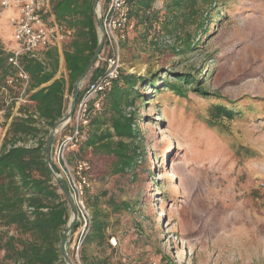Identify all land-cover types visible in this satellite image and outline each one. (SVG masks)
I'll use <instances>...</instances> for the list:
<instances>
[{"label":"rangeland","instance_id":"rangeland-1","mask_svg":"<svg viewBox=\"0 0 264 264\" xmlns=\"http://www.w3.org/2000/svg\"><path fill=\"white\" fill-rule=\"evenodd\" d=\"M226 5L209 22L207 34L195 25L174 31L163 22L160 32L146 36L134 25L122 43L123 71H159L172 81L175 73H192L207 90L226 99L251 98L264 115V0H230ZM155 8L166 13L164 0ZM9 19L4 13L0 23ZM161 33L173 35L176 46L160 45ZM188 33L195 43L190 51ZM64 44L58 49L61 56ZM66 73L62 67L60 75ZM187 87L186 97L166 91L158 104L136 102L141 129L136 170L100 179L96 171L101 163L94 164L87 193L93 216L95 200L102 211L109 209L110 199L129 209L111 217V248L103 252L93 246L91 252L100 257L112 252L113 264H121L123 257L138 264L151 259L159 264H264V118L246 112L244 119H224L232 134H220L204 120L213 100ZM144 90L149 94V87ZM68 96L70 104L73 95ZM225 137H234L257 157L240 162ZM82 154L94 160L90 151Z\"/></svg>","mask_w":264,"mask_h":264},{"label":"trees","instance_id":"trees-1","mask_svg":"<svg viewBox=\"0 0 264 264\" xmlns=\"http://www.w3.org/2000/svg\"><path fill=\"white\" fill-rule=\"evenodd\" d=\"M158 0H127L130 19L142 27L146 36L155 24H166L174 31L188 25L201 34H207L208 24L226 10L230 0H164L166 13L155 8ZM52 11L58 21L75 29V36L66 41L63 48L66 75L56 77L60 68L57 48L44 49L43 59L24 54L21 63L31 76L28 99L49 127L64 115L68 105L66 95L74 94L75 84L91 61L98 43L99 31L95 14V0H53ZM192 33H188L185 44L193 50ZM126 41V40H125ZM9 51L0 48V84L14 69L8 63ZM102 68L95 66L88 78L99 76ZM175 80H165L159 71L147 75L127 73L122 70L113 89L105 95L104 107L90 125L89 137L80 153L91 152L92 164L101 163L96 175L122 174L138 167L139 149L135 145L141 138V129L135 115L136 102L154 101L158 104L161 94L170 91L178 97H186L188 85L197 95L213 100L207 126L221 133L232 132L224 121L244 119L246 112L258 119V112L251 98L229 100L210 92L203 81L192 73H175ZM149 87V94L144 90ZM81 94V92H80ZM264 106V99H262ZM131 107L130 115L127 108ZM264 114V113H262ZM10 117L7 113L6 118ZM44 138L35 147L16 145L38 134ZM49 130L38 125L33 116L14 117L0 145V264H67L61 251L64 230L71 218V207L64 190L57 184L46 163L45 142ZM233 144L240 162L256 158L257 152L225 137ZM89 203V202H88ZM94 208L92 231L81 249L83 264H113L112 252L100 257L92 253L93 246L102 251L109 246L107 230L113 225L111 217L128 210L123 203L117 205L109 200V209L100 210L99 202H91ZM114 250V249H113ZM104 252V251H103ZM122 264V263H121Z\"/></svg>","mask_w":264,"mask_h":264},{"label":"built area","instance_id":"built-area-1","mask_svg":"<svg viewBox=\"0 0 264 264\" xmlns=\"http://www.w3.org/2000/svg\"><path fill=\"white\" fill-rule=\"evenodd\" d=\"M52 1L0 0V18L9 9L15 11V14L10 16L9 23L14 28V40L17 43L14 49L6 50L10 52L8 63L14 72L0 84V145L14 117L33 116L38 120L40 127L48 129L49 133L52 131V127L39 118L35 105L28 99L31 76L21 63L24 54L43 59L44 49L61 50L63 44L75 36L74 28L56 19L52 11ZM99 12L106 33L105 44L96 64L102 68V72L96 78L81 84V94L73 115L57 127L51 146L53 179L55 182L57 178L65 180L78 211L77 226L67 243L68 253L70 250L69 256L74 264H83L81 249L93 226V211L87 201V193L93 182V164L80 150L89 137L92 119L103 110L105 95L113 89L123 70L122 43L134 26L127 0H102ZM153 31L160 32L159 25L155 24ZM159 43L174 47L177 41L173 35L161 33ZM66 98L69 96L66 95ZM131 109L128 107L126 110L129 115ZM7 113H10L8 119ZM43 138L42 132L27 140H19L16 145L35 147ZM112 244L115 246L116 241ZM121 261L122 264H138L126 257ZM143 264L159 262L151 259Z\"/></svg>","mask_w":264,"mask_h":264},{"label":"water","instance_id":"water-1","mask_svg":"<svg viewBox=\"0 0 264 264\" xmlns=\"http://www.w3.org/2000/svg\"><path fill=\"white\" fill-rule=\"evenodd\" d=\"M100 4H101V0H95V14H96L98 31H99V43H98L97 49H96L91 61L87 65L86 69L84 70L83 74L80 76V78L78 79V81L75 84V91H74V94H73L72 99L70 101L67 113L65 115H63L53 125L52 131L48 134V136L46 138V142H45V146H44L46 163L48 164V167H49L52 174H53V170H52V162H51V146H52V142H53L54 137H55L56 129L59 125L63 124L66 120H68L69 118L72 117L73 112H74L75 107H76V104H77V101H78V98H79V95H80L81 84L83 82H85L86 78L91 73L92 69L96 66V64L99 60L101 51H102L104 44H105L106 33H105L104 25H103V20H102V17L100 15V12H99ZM56 183L59 184L61 186V188L64 190V192L67 196V199L69 201L70 207H71V218H70V221L67 224V226L64 230V233H63L62 243H61V251H62L63 258L65 259L67 264H74L71 257L69 256L68 249H67V243H68V240L70 238L71 233L73 232V230L77 226L78 211H77L75 201L72 197L70 190L68 189V186H67L65 180H63L61 178H57Z\"/></svg>","mask_w":264,"mask_h":264},{"label":"crops","instance_id":"crops-1","mask_svg":"<svg viewBox=\"0 0 264 264\" xmlns=\"http://www.w3.org/2000/svg\"><path fill=\"white\" fill-rule=\"evenodd\" d=\"M5 13H7L8 17H10L15 14V11L12 9H9ZM13 38H14V28L10 25V23L8 24L0 23V48L4 50H12L15 47H17V44L15 46L12 44ZM59 56H60L59 57L60 58V68L56 75L57 78L62 76L60 75V71L62 70V67L65 68L64 55L62 54L61 56V54H59Z\"/></svg>","mask_w":264,"mask_h":264}]
</instances>
